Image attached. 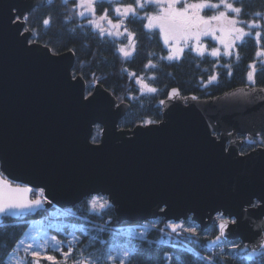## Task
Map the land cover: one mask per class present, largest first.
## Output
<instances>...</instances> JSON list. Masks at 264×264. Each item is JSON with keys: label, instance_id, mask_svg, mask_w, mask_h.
Returning a JSON list of instances; mask_svg holds the SVG:
<instances>
[{"label": "water", "instance_id": "obj_1", "mask_svg": "<svg viewBox=\"0 0 264 264\" xmlns=\"http://www.w3.org/2000/svg\"><path fill=\"white\" fill-rule=\"evenodd\" d=\"M51 1L0 0V179L31 188L29 199L44 191L40 206L7 217L103 195L118 224L191 219L204 231L214 223L210 246L241 241L252 250L264 235V146L241 148L264 134V87L208 98L174 87L160 101V121L120 128L129 102L101 83L87 94L86 80L73 74V50L32 41L24 18ZM219 214L236 221L223 234Z\"/></svg>", "mask_w": 264, "mask_h": 264}, {"label": "trees", "instance_id": "obj_2", "mask_svg": "<svg viewBox=\"0 0 264 264\" xmlns=\"http://www.w3.org/2000/svg\"><path fill=\"white\" fill-rule=\"evenodd\" d=\"M135 0H117L114 3L123 4ZM198 2L199 0H191ZM122 2V3H121ZM218 3L220 0H208ZM235 7L242 9L239 19L245 22L256 21L264 25V0H229ZM74 0H52L47 5L36 7L26 17V27L33 32L32 40L51 47L53 52L67 50L75 52L76 61L73 68L75 75H82L87 82L88 92L96 83L103 84L111 90L120 102L127 101L130 108L121 119L119 127L133 128L138 124H148L162 119L159 101L173 87L179 88L182 95H195L207 98L220 95L233 88L255 83L264 87V27L252 29L250 23L242 24L253 36L246 37L243 44L238 43L232 56L196 54L191 49H185L177 60L166 59L168 49L154 31L144 28V21L139 17L127 21L136 35L137 46L132 57L119 51L120 40L102 35L95 25L85 22L79 15ZM154 11V6H150ZM110 1L100 0L96 3L99 12L109 10ZM207 11V12H206ZM206 13L212 9H206ZM261 13V16H256ZM247 19V21H246ZM49 20L48 24H44ZM261 32L259 43L254 34ZM238 53L239 59L236 58ZM259 53V55H258ZM151 61V66L146 67ZM254 65L253 67H250ZM155 71L156 76L148 81L157 87L156 92L144 91L136 81L129 79V72L145 74ZM253 79H248L249 73ZM216 77L212 80L211 77ZM161 85V87H160ZM101 126H95L92 140L98 142ZM259 144H264V135L256 142L247 143L242 152H248ZM101 196L107 199L103 195ZM85 199L75 207L40 211L35 215L24 214L18 218L4 217L0 223V264H7L8 257L23 238L30 226L42 220L45 224L59 222L58 228L51 232L63 241V252L69 251L71 243L73 252L70 261L83 259L87 264H105L103 257L112 252L113 246H123L133 250L131 264H259L264 250L249 251L241 242H230L218 247H211L208 241L217 235L216 225H211L206 231H201L193 221H184V225L195 228V233L184 231L180 240L166 243L163 229L168 226L163 218L150 220L141 224H117L114 208H91L90 200ZM108 200V199H107ZM60 211V216L54 212ZM111 222L107 223V219ZM134 231H144L139 234ZM71 236L76 239L72 242ZM238 246V247H234ZM83 250V255L80 251ZM62 259L58 251H50ZM251 253L252 259H247ZM87 258L89 260H87ZM208 258H212L211 260ZM81 261V262H82ZM40 264L55 263L40 259Z\"/></svg>", "mask_w": 264, "mask_h": 264}, {"label": "snow or ice", "instance_id": "obj_3", "mask_svg": "<svg viewBox=\"0 0 264 264\" xmlns=\"http://www.w3.org/2000/svg\"><path fill=\"white\" fill-rule=\"evenodd\" d=\"M181 0H135L137 7L143 9L146 4L149 6H155L157 8V12L154 15L147 16L148 24L147 27L149 29L158 28L165 36V42L169 39L176 41L177 46L172 49V54L168 57V59H176L183 52V48L179 47L180 41L192 40L195 42L196 51L200 54H203L205 48L200 43V39L202 36L212 35L214 36L221 45L224 46L225 55L232 56L233 52L231 49L236 45L237 41L241 44L244 43L246 37L253 36L251 31L246 32L244 27L239 25L250 23V27L252 29H257L264 27V25L257 24L255 20L251 22H245L238 19L239 15L242 12L240 7H235L233 3L229 2V0H220V4H210L208 0H199L196 3H188L187 0H184L182 7H177V4L180 3ZM96 0H77V6L85 9L91 15L96 14L95 9ZM223 4L225 11H220L217 15L211 16H203L201 15L202 10L216 8L218 9L220 5ZM85 11H80L79 15L84 16ZM117 16L121 18V22L127 19L129 16L135 17L138 15L136 11V7L132 5L123 7V8H115ZM236 14V18H233L228 15V13ZM256 16H261V13H256ZM264 18V17H262ZM25 20L27 17L24 18ZM101 21L107 20L108 24L112 28H120L121 24H112L111 20H108L107 11L103 10L102 15L99 17ZM49 20H45L44 24H48ZM89 23L95 24V26L100 29L101 33H103L104 29L100 24L95 21H89ZM127 32V28L124 29ZM217 31H219L220 35H216ZM109 35H122L119 31L113 33L111 31L108 32ZM129 36L132 34L129 33ZM255 40L259 43L261 39V32L256 31L254 34ZM134 49V45L132 46ZM124 53L125 56L131 55L130 52L125 51L123 48L120 49ZM211 55L219 56L220 49L213 48L211 50ZM259 55V53H258ZM236 58L239 59L238 53L236 54ZM254 68V65L250 66ZM135 75V74H133ZM212 80H215L216 77H211ZM248 79H253V74L250 72L248 74ZM142 83V81H138ZM142 87L146 88L147 91L156 92L157 89L149 87L148 85H144L142 83ZM179 94L178 89H173L171 95L175 96ZM195 99V97H193ZM163 103V102H161ZM151 123V121H149ZM33 190L29 187H12L10 184H7L4 180L0 179V215L9 216L16 215L17 210L29 209L33 206H40L42 204V200L40 198L37 199H29L28 194ZM43 191L42 189L40 190ZM92 207L95 208H107L109 207V201L101 196H94L90 200ZM235 219L231 220H222L219 224L220 232L223 234L225 230L228 228L229 224H235ZM173 231H176L178 227H183L182 225H171ZM190 233H195V228L187 229ZM76 239L73 236V241ZM217 240H220L221 237H216ZM22 243V242H21ZM60 241H55L51 247L53 250L59 249ZM47 241L44 244H29L25 247V253L27 254L25 257L20 260H14L13 264H40V259H45L48 261H55V257L42 255L47 251ZM234 247H238L235 246ZM264 247V235L258 237L255 242L252 251L255 252L256 249ZM73 249L71 247V243L69 244L68 253H62L65 259L69 255H71ZM80 254L83 255V250L80 251ZM120 264H131V260L133 257V250L122 248L120 250ZM247 259H252V254L249 253L246 257ZM118 257L109 253L103 260L105 264H116ZM212 259V258H208ZM79 264V262H78ZM90 264V262H89ZM242 264L244 262L242 261ZM259 264H264V255L260 257Z\"/></svg>", "mask_w": 264, "mask_h": 264}, {"label": "rangeland", "instance_id": "obj_4", "mask_svg": "<svg viewBox=\"0 0 264 264\" xmlns=\"http://www.w3.org/2000/svg\"><path fill=\"white\" fill-rule=\"evenodd\" d=\"M66 1H70V0H66ZM74 1L76 2L75 7L78 9L79 12L80 11H85V9H82V8H80V7L77 6V0H74ZM98 1H100V0H96V3ZM108 1H110V0H108ZM187 2L188 3H196V2L191 1V0H187ZM96 3H95V9H96ZM183 3H184V0H181V2L177 4V7H182L183 6ZM208 3L213 4V5L220 4V2H218V3L208 2ZM210 9H212V12L206 13L207 11L205 12L206 9H204V10H202L201 15L207 17V16H211V15H215V14L217 15L220 11H225V8H224L223 4H221L218 9H216V8H210ZM136 11H137V13H139L137 7H136ZM96 12H97V9H96ZM228 15L231 16V17H233V18H236V14H234V13L229 12ZM100 16H97V14H95L93 16V15H91L90 13H88L86 11L85 12V15H84L85 22L88 23V24H92V23H89V21H95L96 23H98L100 25H101V23H103V24L105 23L106 24L108 21L107 20L101 21L99 19ZM108 20H111L109 16H108ZM115 24H121V28H118V29L114 28L113 29V33L119 31L120 33H122V35H113V37L122 39L123 37H125V35H126L127 32H125L124 29L122 28L123 24L121 22L115 23ZM92 25H95V24H92ZM239 26L243 27L242 24L239 25ZM244 29H245V27H244ZM245 31H246V29H245ZM162 37L165 40V36H164L163 33H162ZM200 43L205 48V51H204L203 54H210L211 53V50L213 48H219L220 49V53H221L220 55H223V54L225 55L224 46L221 45L219 43V41L214 36H212V35L202 36L201 39H200ZM238 43H240V42L237 41L236 45L231 49V51L233 53L235 52V49H237L236 47H237V44ZM131 46H132L131 43L130 44H126L125 46H121L120 49L123 48L125 51H129V48H131ZM166 46L168 47L169 56H170L172 54V49L175 48L177 46V44H175V45L174 44L173 45L172 44H167ZM179 47H182L183 50H185V49H191L196 54H200L199 52L196 51L195 42L192 41V40L187 41V43H185L184 41H181L179 43ZM170 50H171V53H170ZM214 57H216V56H214ZM90 206H91L92 209H94L92 207V205H90ZM61 213H63V212H60V211H57V210H56V212H54V214H58V216H60ZM180 225H182L184 228H187V229L190 228V227L185 226L183 224H180ZM59 226H60L59 222H57L55 220L52 221L49 224H45L42 220H39L38 222L33 223L30 226V228L25 232L23 238L17 244V246L14 249V251L8 257L7 264H13L14 260H20L21 258L25 257L27 254L25 253V250L24 249H25V247L27 245H29V244H44L45 241H47V245H46L47 251L45 253H42V255H48V256L55 257V261H51V262H55V263L64 262L65 264H78V262L81 263V261L83 259H79L77 261H70L69 260L70 255L67 257V259H65L64 256L62 255V259H60V258H57L56 255H54V254H52L50 252V251H58V252H60V254H62V253H68V252H63L62 251L63 241L56 234H54V233L51 232V229L52 228H58ZM134 232L139 233V234H144V231H134ZM70 240H71L70 242L73 241V236H71V239ZM55 241H60L61 243H60L59 249L53 250V248L51 247V245ZM122 248H126V247L116 245V246H113L111 248L112 249L111 254L116 255L118 257L116 264H120V259L122 258V257H120V250ZM87 260H89V259L87 258Z\"/></svg>", "mask_w": 264, "mask_h": 264}, {"label": "flooded vegetation", "instance_id": "obj_5", "mask_svg": "<svg viewBox=\"0 0 264 264\" xmlns=\"http://www.w3.org/2000/svg\"><path fill=\"white\" fill-rule=\"evenodd\" d=\"M114 1H117V0H110V4H111V8L109 9V10H106L107 11V16H109L110 17V19H111V21H112V24H115V23H119V22H121V18H119L118 16H117V14H116V12L114 11V9L115 8H117V7H119V8H122V7H126V6H129V5H132L133 7H137V5H136V3H135V1H133V2H125V3H123V4H116V3H114ZM122 3V2H121ZM138 8V11H139V13H138V17H139V19L140 20H143L144 21V28H145V30H148V32H150V31H155L157 34H158V36L160 37V40H161V42L164 44V46L168 49V47L166 46L167 44H177L176 43V41H174V40H171V39H169L167 42H165V40H164V38L162 37V32L158 29V28H154V29H149L148 27H147V24H148V19L146 18L147 16H151V15H154L156 12H157V8L154 6V8H155V10L154 11H151L150 10V6L149 5H147L146 4V6H145V8H143V9H141V8H139V7H137ZM86 12V11H85ZM102 13H103V11L102 12H99L98 13V11L96 12V14H97V16H100V15H102ZM216 15V14H215ZM137 16H135V17H137ZM135 17H132V16H129L127 19H125V20H123V22H121L122 24H123V26H122V28L123 29H125V27L127 28V33H126V35H125V37H123L122 39H119V38H117L118 40H120V42L121 43H119V51H120V47L121 46H125L126 44H130L131 43V45L133 46L134 45V49H133V47L131 46V48H129V51L128 52H130L131 53V55H129L128 57H132L134 54H135V51H136V46H137V40H136V35H135V33H134V31H133V29L131 28V27H129L128 25H129V23H128V19L129 18H135ZM83 18H85L84 16H83ZM246 21H247V19H246ZM101 27L104 29V31H103V33H102V35H106V36H110V37H112V38H114L113 37V35H109L108 34V32L109 31H111V32H113V29L114 28H112L109 24H108V22L105 24H103V23H101ZM121 28V27H120ZM98 29V28H97ZM99 31H100V29H98ZM101 32V31H100ZM129 33H131L132 35L131 36H129L128 34ZM216 35L218 36V35H220V33H219V31H217V33H216ZM181 42V41H180ZM169 51V50H168ZM121 52V51H120ZM123 55H124V53L123 52H121ZM170 53H171V50H170ZM183 53H184V50H183V52H182V54H181V56L183 55ZM180 56V57H181ZM168 57H169V53H168V56L166 57V59H168ZM179 57V58H180ZM179 58H176V59H169V60H172V61H174V60H177V59H179ZM150 67L151 66V61H149L148 62V64L146 65V67ZM133 74H135V75H133ZM155 76H156V72L155 71H147L145 74H143V73H136L135 71H131V72H129V79H131L132 81H134L135 82V80L136 81H142V83L144 84V85H148L149 87H152V88H155V89H157V87H159V86H154V85H151V84H149L148 83V81L153 77V79L155 78ZM138 83V85L140 86V88L142 89V90H144V91H147V89L146 88H144V87H142V83H140V82H136V84ZM251 86H258V85H255V83H252L251 84ZM160 87H161V85H160ZM174 88V87H173ZM172 89V88H171ZM170 89V90H171ZM169 90V91H170ZM148 92H150V91H148ZM169 93V92H168ZM167 95L168 94H166V96L164 97V98H166L167 97ZM184 96V95H183ZM164 98H162V99H164ZM161 99V100H162ZM160 100V101H161ZM160 101H159V104H160ZM262 135H264V134H262ZM262 135L259 137V138H256V139H253L252 141H249L248 139H246L245 140V142H244V144L242 145V148H243V146L245 145V144H247V143H250V144H252V143H254V142H256V140H259L261 137H262ZM239 137H242V136H239ZM259 146H264V144H259V145H257L256 147H254V148H257V147H259ZM242 148H241V152H242ZM254 148H252V149H254ZM251 149V150H252ZM250 150V151H251ZM249 152V151H248ZM243 153H246V152H243Z\"/></svg>", "mask_w": 264, "mask_h": 264}, {"label": "built area", "instance_id": "obj_6", "mask_svg": "<svg viewBox=\"0 0 264 264\" xmlns=\"http://www.w3.org/2000/svg\"><path fill=\"white\" fill-rule=\"evenodd\" d=\"M108 221H109V220H108ZM171 239H172V234L167 235L166 240H167V241H171Z\"/></svg>", "mask_w": 264, "mask_h": 264}]
</instances>
